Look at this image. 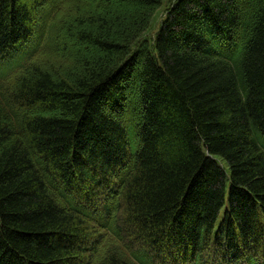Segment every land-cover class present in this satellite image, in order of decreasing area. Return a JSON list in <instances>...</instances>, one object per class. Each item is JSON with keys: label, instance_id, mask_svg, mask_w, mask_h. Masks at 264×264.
Listing matches in <instances>:
<instances>
[{"label": "trees", "instance_id": "16d2710c", "mask_svg": "<svg viewBox=\"0 0 264 264\" xmlns=\"http://www.w3.org/2000/svg\"><path fill=\"white\" fill-rule=\"evenodd\" d=\"M84 1L0 0V264H264V0Z\"/></svg>", "mask_w": 264, "mask_h": 264}, {"label": "rangeland", "instance_id": "374dc122", "mask_svg": "<svg viewBox=\"0 0 264 264\" xmlns=\"http://www.w3.org/2000/svg\"><path fill=\"white\" fill-rule=\"evenodd\" d=\"M45 6H47V5H42L43 8H45ZM70 6H72V5H70ZM134 7H135V5H133L131 3L126 4V8H128L129 10H131ZM41 8H39V10H41ZM168 8H169V2L166 1V2H163L161 4L160 8L155 12V14L153 16V19H152V22L150 24L149 29L144 33V35L140 38L139 41H142V40H149L150 41V40H152V38L156 35V33L160 27L161 22L165 18L166 11ZM71 9L74 10L73 7ZM106 9H109V6H104V7L101 5L96 6L94 3L88 2L87 0H85L82 4V10L85 13L95 11V10L98 13H100V12L105 13ZM66 10H68L67 4H65V2H62L60 4V6H58L55 9L53 16L58 19L59 17H62V15L66 12ZM80 48L81 47L76 45L75 42H72L70 39L67 40L65 49H67L68 53L71 52V54H75V52H77V51L78 52L82 51L84 54H93L94 55L96 52V50L91 48V47L89 49L81 48V50H80ZM48 59L58 61L60 59V54H57V56H55V57L51 56ZM224 169L228 173V169L226 166H224Z\"/></svg>", "mask_w": 264, "mask_h": 264}]
</instances>
